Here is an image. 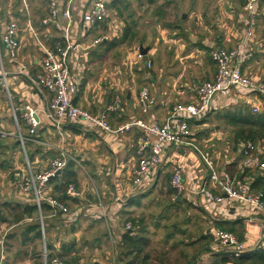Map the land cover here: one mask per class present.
<instances>
[{"label": "rangeland", "instance_id": "1", "mask_svg": "<svg viewBox=\"0 0 264 264\" xmlns=\"http://www.w3.org/2000/svg\"><path fill=\"white\" fill-rule=\"evenodd\" d=\"M24 1H27V7L32 15V24L39 33L42 34L43 40L47 43H51L52 39L57 37V34L51 30V33L46 37L47 32L45 28L42 27L40 21L46 11L49 10L50 0H21V2L19 0H0V22H5V20L8 22L9 17L7 19V13L11 11L15 14L22 8ZM152 1L153 2L150 3V0H126L125 4L122 5L123 9L127 7V9L123 10L125 15L122 19H120L118 14L109 7L110 17L116 19L118 22L125 23V21H128L127 17L133 14L134 19L138 21V36L132 45H121L105 59L106 61H104L103 64L94 66V70L92 69V72H89V85L85 87L82 95L88 97L90 100L89 103L98 105L100 96L103 100H106V102L103 103H109L111 101L109 98L114 95V90H121L118 86H113L111 88L110 81L113 82L112 78L120 77L122 79H129L132 74L131 71L133 72L129 63H131L135 52L139 48H147L148 46L155 48L151 58L153 66L150 71L152 74H156L157 77L159 75L162 80H166L170 73L173 72L170 65H174L173 67L176 69L174 73H178V75L172 77V79H179L183 75V71H179V68L183 67L185 64V66H190L192 74L190 76L187 74L184 75L181 80L188 83L190 81H195L194 84L199 85L203 81H206L205 73H210L213 69L209 64H205L206 60L209 59L208 53H196V56H192L189 50L186 52L184 50H182V52L179 51V47L182 43H186L187 47L191 48L190 42L186 39V35L192 33L196 37H209L211 35L210 32L213 31L212 25L215 22L222 24V21H224L225 24L232 25L236 30L241 29L238 21V14L241 13V0ZM205 14L206 16L204 17ZM183 15H186L185 20H181ZM199 22L201 26H198ZM26 24L28 23H26L25 18L21 19V24L18 21L19 28L22 31L20 37L24 36L22 33ZM215 25L217 24L215 23ZM169 26L172 27L169 28ZM250 44H253V48H251V54L254 57H252V62L255 61L252 67L255 71H253L254 74L252 75L258 76V79L254 77L251 78L264 83V5L260 8L258 13L256 35L254 41ZM31 48H33V52L37 50L32 46L29 37L26 36L21 46V53L24 58L27 59L29 57ZM239 48L236 46L233 50ZM256 48H259V53L254 51ZM1 52L3 61H5L7 66V62L4 60L5 52L3 48H1ZM34 54H36V51L33 55ZM20 59L22 60V56ZM124 63H128V67L124 66ZM196 63L198 64L195 65ZM118 67L123 72L121 75L118 74ZM199 68L203 70H199ZM150 71H146V73ZM0 76L2 77V79H0V84L2 83L1 85L3 87V91L0 92V183L2 184V180L12 176L17 169L23 168L26 162L25 151L22 145H16V140L20 141L18 136L20 132L25 138L27 133H29V129L28 126L23 124L20 127L17 121L18 117L13 114L12 105L14 104L16 108L22 109L23 115V112L29 104H27L26 101H19L20 98L13 91L23 80L21 76L18 80H13L12 87L10 86L12 101L7 92L4 76L3 74H0ZM196 87H192L193 89L195 88V91L193 90L194 94L196 92ZM123 91L126 94L127 87H124ZM96 96L97 99L95 100ZM238 102L240 101L234 102L232 105H236ZM251 109L253 110V108ZM263 110L264 105L261 104L260 112ZM222 111L223 110H219L211 114L207 120L208 124L206 127H199V129H206L203 135H201L202 145H204L206 149L214 145V149L217 151L216 155H222V159H217L215 161L218 168H221L222 164L224 165L226 156L233 157L236 144L237 146L243 144L235 143L234 135L231 133L232 128L227 127L225 123L220 122L216 118V115H218L217 113H221ZM139 135L142 138L141 134ZM87 136L95 138L89 141V144L94 143L90 150L92 155L89 157V160L88 157L85 156V153L88 152L87 150L79 152V159L82 161V164L83 162L91 163V166L84 165L78 170L81 184L79 189L84 192V196L80 199V207L84 208L83 214L85 215L87 214V209L91 208L90 205L96 206V211L103 206L107 208L106 215H100L101 218H96L95 216H98V214L94 212L90 215L88 214V216H82L77 223L71 226H66L63 219H54L48 216V219H46V224L49 223V225L47 224L46 244L43 238L29 246L22 245V236L26 225L32 223V219L25 220L20 224L9 222L2 225L0 231L2 235L6 236L8 239L7 256L10 264H44V247L50 242L58 248H60L63 243H75V250L77 252V256L75 257L78 259V261L75 262L76 264H114V258L117 264H130V261H132L131 264H184L179 258L181 244L178 245L175 243H185V240L191 241L194 238L193 236L198 234L196 232V224H194L196 220H194V218L196 216L194 215L195 211H193V209L201 210L198 205L203 208L206 207L213 212L214 217L221 216L222 214H229L226 208H219L215 203L210 202L205 197L199 198L201 204L198 203V205L173 203L169 195L167 175L170 174L167 171L166 173L168 174L164 176L158 185L136 198L140 202V206H133L130 208L131 210H123L129 201L124 197L123 192L126 188L124 182L126 176L124 174L131 169L134 164L133 162L128 164L123 169L124 171L120 173L121 179L119 183L121 184L122 190L120 194L122 197V208H118V212L116 213L117 210L113 209V206L116 204V199L109 193H114V191L117 192V187H115V185L118 184V181L115 182L113 189L110 177L106 176L108 168L112 169V172H114L113 175H115V169L118 168L114 166L116 159L113 160L114 162H110V164H108L110 160L105 161L106 158L111 159V153L106 148L107 144L92 133L84 132L83 138L77 142L78 149H84L83 144ZM60 138L56 135V138H54L50 144L57 145L61 147V149H64V151H67L69 144L72 142L66 139L63 140V138L61 140ZM204 138H210V141L204 143ZM256 145L258 147L257 155L260 160L264 162V140L256 143ZM37 150H39V148L36 146L32 148V152ZM41 152H43V150H41ZM43 155L45 161L37 164L35 166L36 168L34 167L36 171L44 170L48 162L53 160H51L48 155ZM59 156L60 154L58 153V157ZM215 157L214 155V158ZM198 163L201 165L200 159ZM106 164L109 166H106ZM241 164L242 163L238 165L239 168ZM198 169L199 168H196L195 165L192 166V174L195 179L201 175V171ZM92 174H94V176H90ZM258 174V171L252 173V175L255 176ZM145 182V186L151 185L152 176H149ZM190 186L195 189L197 185L192 180V185ZM4 189H6V193L8 191L6 184ZM98 193L100 194L101 201L97 199ZM14 198L6 196L0 197V205L9 201L14 203L17 201V199ZM197 200L198 198L195 199V203H197ZM73 207L74 206H72V208ZM242 209L243 211L233 216L238 218L244 217L245 214L248 213V210H250V207L244 205ZM133 219L136 223L132 222ZM128 222H132L134 226H136L134 227L135 230L132 229V231H134L133 235L149 239V247L143 250L141 254L134 253L132 255H127V252L123 250L122 231ZM180 231H184L185 233L181 234ZM171 235H174L175 238L168 239V236ZM136 256L138 258H135ZM145 256L148 258L146 261H143ZM132 259H135V261L133 262Z\"/></svg>", "mask_w": 264, "mask_h": 264}, {"label": "crops", "instance_id": "2", "mask_svg": "<svg viewBox=\"0 0 264 264\" xmlns=\"http://www.w3.org/2000/svg\"><path fill=\"white\" fill-rule=\"evenodd\" d=\"M54 1H57L59 5V12H60L59 26L58 27L42 26L45 28V31L47 32L46 37H48V34L51 33V30L57 34V37L53 38L51 43H47L46 41H44L42 38V34L39 33V31L32 24V15L29 11V8L27 7L28 6L27 1H24V4H23V6L25 7L22 6V8L19 11H17L15 14H13L11 11L7 13V19L9 17L8 22H6V20L5 22H2V23L0 22V29H1L0 37H3L7 26L11 23L12 20H15L17 23L19 21V23L21 24V19L25 18L26 23L28 24H26V26L24 27V30L22 33V35L24 36L20 37L21 46L23 44L25 37L28 36L32 42V46L37 49L35 50L36 54L33 55L35 51L33 52V48H31L30 55L27 59L23 57L21 53L22 51H20L18 63H16L17 64L16 65L15 63H12L11 60L9 59L6 48L5 46L1 44V38H0V66H1V71L7 74V77H6L7 92L10 96L11 101H12V91H11L10 86L12 87L13 80H18V78H20L21 75L15 74L18 72V70H20L23 66H25L28 69L29 73L33 76L41 72V60H42L41 48L36 43V40L33 39V37L31 36L30 31H29V26L31 25L32 27H34V29L39 33V40L42 43H44L46 46L55 47V45L58 43L64 44L65 40L63 36V29L67 25V20L64 19L63 12L69 6L72 10L73 22L76 23V26L74 24L71 29L72 40L73 42L76 43L75 51L71 53L72 70H73V73L78 77V82H79V90L75 96L76 105H79L80 107H83L93 113H99L106 109V107L114 100L115 96L122 97L127 106L126 113L123 116H118V115L111 116L112 126L114 128H117L121 126L122 124H125L129 121H133L136 119L143 120L146 123H154V122L163 123L169 117L170 113L172 112V109L177 104H193L197 101L196 92L194 94L195 88L193 89L192 87L193 86L196 87L198 84L195 85L194 84L195 81H190L188 83L186 81L181 80L184 77V75L187 74L190 76L192 74L190 66L188 67V66H185L184 64L185 67L183 66L179 68V71H183V75L179 79L177 78L172 79V77L177 76L178 73H174L175 72L174 70L176 69L173 67L174 65L172 66L170 65V68L172 67L171 70H173V72L170 73V75L167 77L166 80H162L161 76L158 75L157 77L156 74H152V72L150 71L152 68L151 69L147 68L148 62H151L153 64V62L151 61L152 60L151 58L154 54V49H155L153 47L148 46L147 48H143V47L139 48L135 52L131 63H129L131 66V69H133V72L131 71L132 74L129 79H126V78L122 79L120 77L113 76L114 77L112 78L113 82L110 81L111 88L113 86H118L120 87L121 90L119 89L114 90V95L111 98H109V100L111 99L109 103H103V102H106V100L105 99L103 100L101 96L98 99V102H99L98 105L89 103L90 100L88 99V97L82 96L85 87L89 85L88 84V78L90 74L89 72L90 71L92 72V69L94 68V66L103 64V62L106 61L105 59H107V57L113 51L117 50L121 45H124V44L119 45L116 49H114L112 52L107 54L105 58H99L98 55L102 54L104 49L103 47H99L100 44L94 45L93 42L96 38L102 35L108 36L109 42L115 39H120L123 36L124 28L127 25L126 24L127 21H125V23L118 22L116 19L110 17V14H109L108 18L106 19L104 23L100 25H95L93 27H86L84 26L82 19H83L84 13L87 12V10L89 9V5L92 0H50V4L48 7L49 10H50L52 2ZM123 1L126 2V0H123ZM118 7L122 9V5H119ZM243 7L241 5V13L238 14V21L241 26V29L236 30L232 25L225 24L224 21H222V24H219V22H215L217 25H215V23L212 25L213 31L210 32L211 35L209 37L208 36L196 37L192 33H189L188 35H186V39H188L187 41L190 42L191 48L190 47L188 48L186 43L185 44L182 43V45L179 47V51L182 52V50H184L186 52L187 50H189L190 55L192 56L194 55L196 56V53H202V52L208 53L209 59L206 60L205 64L206 63L209 64L211 68L213 69V71L210 73H205L206 80L214 79L216 75V71H217V69H215L216 66L214 65L210 57L211 52L217 48H225V49L233 50V48L236 46L238 48L244 46L243 52L245 53L244 56L240 58L239 60L240 62H238V64L240 65V67L242 68V70L244 71L246 75L252 78L254 77L255 79H258V76L256 77L252 75L254 74L253 71H255V69L252 68L255 62V61L252 62L253 55L251 54L252 53L251 48H253V44L244 42L245 13H244ZM112 9L118 14L117 9L115 8H112ZM49 10L46 11L45 15H43L40 21H42L45 18ZM124 15L125 14H123V16H120L118 14V17L122 19ZM131 15L133 14H130L129 17ZM205 16L206 14L204 15V17ZM129 17H127L128 21H130ZM185 18H186V15H183L181 20H185ZM41 25H42V22H41ZM198 26H201L200 22L198 23ZM170 27L172 26H169V28ZM49 44H51V46H49ZM125 44L126 45L129 44V42H126ZM132 44L133 43L129 45H132ZM1 48H3L5 52L4 60H6L7 66L5 64V61H3ZM141 49H144V50L149 49L147 55H144L142 52L143 50ZM254 51H256V53L260 52L259 48L254 49ZM138 55H142L143 60H140L138 58ZM247 55L249 56L247 57ZM21 56H22V60L20 59ZM197 64L198 63H196L195 65ZM124 66L128 67V63H124ZM199 70H203V69L199 68ZM146 71H150V72L146 73ZM121 73L123 72L119 68L118 74L121 75ZM21 77H22L21 79L23 80L20 82V85L17 88L13 89V91L20 98L19 101H26L27 104H29V106L27 107H32L33 109L37 110L39 121H40L37 131H42V133L39 136L40 139L34 140L33 144L30 146H25V141L29 139V138L27 139L25 138L32 137V135H29V133H27V136L24 138L21 132L18 134L19 138L23 137L24 139V143H22L21 140H20V143L25 151V156H26V162L24 164V167L20 169H26L28 167L27 164L29 163L30 167L32 168L34 172L39 173V172L44 171L51 161L48 162L44 170H39V171L35 170L36 168L35 166L37 164L45 161L43 154L48 155L51 158V160L52 159L54 160L58 157V153L60 154L62 151H64V149H61V147L50 144V142L54 138H56V135H57L59 138L61 137L60 138L61 140L63 138V140L66 139L72 142L71 144H69V148L67 149V151H65V153H67L69 157L71 158V160H73L76 163L75 169L77 171L78 181H79V187L77 190H79V192H82L79 189L81 187V184H80L78 170L79 168L81 169L82 166L84 165L91 166V163L83 162L82 164V161L79 159L80 157L79 152H84L85 150H87L88 152L85 153V156H87L89 160V157L92 155L90 150H91V147L94 145V143L89 144V141L93 140V138L95 137H92V136L86 137L85 142L83 144L84 149H78L77 142H79L83 138L84 132H88V133L94 134L97 138L102 139L107 144L106 148L111 153V159L106 158L105 160V161L110 160L108 164H110V162H114L113 160L116 159V162H114V166L118 168L115 169L116 171L115 175H113L114 172H112V169L110 168H108L106 171V176L110 177V180L113 185V189H114L115 182L118 181V184L115 185V187H117V192L114 191V193H109L110 195L111 194L113 195L114 199H116L117 197H121L120 194L122 190H121V184L119 183L121 179L120 173L124 171L123 169L128 164L132 162L134 163L131 169L126 174H124L126 176L125 181H124L126 188L123 190V192H124V197H126L129 201L127 205H125L126 207L123 210H127V209L131 210L130 209L131 207L133 206L136 207V205L133 204V203L139 202L138 199L136 198H138V196H141V194L147 193L152 188H154L156 185H158V183L162 181L164 176L167 175L168 173L170 174V175H167L169 195L173 203H176V204L189 203L192 205H198V203H200L199 199L197 200V203H195V197L191 195L187 196V198L183 197L182 199L174 201L173 191L170 190V180L172 177V170L176 165L183 166L185 174H186L185 181L188 184V186L192 185V180L194 181L196 185H201L205 181H207L208 185H210V181L208 177L209 172L203 166L202 162H201V165L200 163H198L200 156L196 151L189 150L187 148H184V149L168 148L165 158H164V163L158 169V171L154 172V174L152 175L151 185H149L145 191H140V192L133 191V170L138 165V151H139V144H140V135L138 133H135V131L126 132L123 134L96 133L94 131H91L85 128H79V127L77 128H79L81 133L76 134L72 130L66 129L69 127H76L74 125H66L61 130H57L55 127H52L51 125H49V123L45 121V119L43 118L42 110H43L45 103L42 100V96L38 93L37 94L34 93L31 90L30 86L28 85L27 80L24 79V76H21ZM124 87H127L126 94L123 91ZM144 87L149 88L150 94L152 98L154 99V104L148 113L142 112L138 107V97H139L140 91ZM96 99H97V96L95 97V100ZM237 101H240V102L236 103V105H232L234 104V102H237ZM239 104L246 105V106H249L250 108H253V106L255 105H259V106H261V104L264 105V101H262L260 98L256 96H249L247 94H244L240 90H234L229 95L219 96L215 100L214 107H213L211 114L216 113L219 110H223V111L217 114L218 115L223 114L226 110L230 108H234L238 106ZM12 111L15 116H17L16 115L17 112H20L21 114L18 117L20 116L22 117V109L16 108L14 104L12 105ZM211 114L209 115V117L211 116ZM218 115H216V118ZM209 117L207 118V120L209 119ZM188 120H189V125L192 129V132L194 134L192 140H194L198 149L201 152L208 153L214 161H216L217 159L219 160L222 159V155H218V156L216 155L217 151L214 149V145H211L207 149L205 148L204 145H202L201 135H203L206 129H199V127L201 126L202 128L203 126L206 127L208 124V121H206L204 124H201L191 119H188ZM219 121L222 122L221 120ZM197 130H200V131H197ZM209 139L210 138L208 139L204 138L203 140L204 143L209 142L210 141ZM17 141L19 140H16V142ZM34 146L38 147L39 150L32 152V148ZM41 150H43L44 153L41 152ZM240 150H241V147L234 149L233 157L226 156L224 165L222 164V167L221 168L219 167V169L229 172L232 176L233 175L237 176V174L240 171L239 170L240 168L238 167V165L242 163L243 161V158L241 157V154H240ZM28 151L33 153L35 157L34 162L30 163ZM214 155L216 156L215 158H214ZM108 164H106V166ZM193 165H195V167L199 168L198 170L201 171V175H199L198 173L199 177L197 179H195L194 175L192 174ZM166 171L168 173H166ZM90 176H94V174ZM5 184H6V188L8 189L6 193H5L6 189H4ZM82 194L84 196V192H82ZM49 195L54 196V197L56 196L58 199L60 197L58 195H54L52 192V189L49 190ZM5 196L13 197V198L15 197L17 199L16 202H19L23 205H33L34 203L33 197L24 196L19 193V189L17 185H15L14 183L13 175L6 178L5 180H2V184L0 183V197H5ZM97 199L101 201L100 194L97 195ZM130 201H131V206H130ZM64 202H66V204L68 205L71 213L81 214L82 216L84 215L83 214L84 208L80 207V200H78L77 202H73V200H67ZM9 203H13V202L9 201ZM72 206L74 207L72 208ZM90 206L91 208L87 209V213L97 212L96 214L100 216L103 213L102 211L103 209L106 215L107 208H104L102 206L100 209L98 208V210L96 211L97 209L96 206H92V205ZM198 207L201 210L193 209V211H195L194 215L196 216L194 218V220L196 219L194 224H196V232L198 234L196 236L194 235L193 236L194 238L191 241L185 240V243H175L178 245L181 244V250L179 251V258L181 259V261H183L184 264H214L216 261L213 258L221 255V253L223 254L224 252H226V249L219 247L216 241L215 235H214V232L216 229H221L215 226V223L219 221H224L227 224H230L229 227L234 226L236 234L235 233L233 234L237 236L239 241L243 243L244 246L246 245L245 246L246 251L254 250L258 246L264 244V223L262 221L261 216L257 214H253V213L252 215L250 213H246L244 217L238 218L233 215L237 214L238 212L242 210L240 208L235 207L232 209H228L229 211L228 215L222 214L221 216L214 217L213 213H209L202 206L198 205ZM118 208H122V203L117 202L116 200V204L113 206V209L117 210L116 213L118 212ZM194 208H197V207H194ZM45 216L46 217H44V215H42V217L39 216V222L43 220L44 225H45V219H48V216L54 219L55 218L63 219L64 220L63 222L66 226H71L77 223L79 219L81 218V217L72 218V217H67V216L64 217L65 215L62 217L61 214H58L55 216L53 214L52 209H50V214L47 215L45 213ZM122 232H123L122 234H125L124 231ZM180 233L184 234L185 232L180 231ZM129 234L133 235L132 232H130ZM45 238H46V235H45ZM174 238H175L174 235L168 236V239H174ZM173 246H174V243H173ZM7 250H8V239L6 236H3L0 231V264H10L8 261ZM147 258L148 257L145 256V259H143V261H146ZM132 260L133 262L135 261V259H132ZM113 261L115 264H117L115 258L113 259ZM131 263L132 261H130V264Z\"/></svg>", "mask_w": 264, "mask_h": 264}, {"label": "built area", "instance_id": "3", "mask_svg": "<svg viewBox=\"0 0 264 264\" xmlns=\"http://www.w3.org/2000/svg\"><path fill=\"white\" fill-rule=\"evenodd\" d=\"M261 1L245 0L243 7L245 13V43L254 41L258 24L257 8ZM107 2L108 0L91 1L89 9L83 15L84 26L93 27L106 21L108 17ZM63 17L67 20V25L63 29L65 43H58L55 47H48L42 43L39 40V33L34 27L29 26L31 36L36 40L43 53L41 72L33 76L23 66L15 73L24 76L31 90L42 96V100L45 103L42 110L45 121L57 130H61L66 125H74L96 133L123 134L135 131V133L141 134L138 165L133 170V191L137 192L147 189L148 186H145L146 179L162 166L168 148L194 150L199 154L203 166L209 172L210 185L205 181L203 184L197 185L195 189L188 186L185 181L186 174L183 166L176 165L172 170L170 180L173 200L177 201L183 197L187 198L189 195L195 197V199L205 197L219 208L223 207L227 210L237 207L243 211L242 207L248 205L250 207L248 213L261 216L264 223V196L262 193L252 190L253 176L246 175L243 178H239L238 175L232 176L229 172L220 170L212 157L208 153L201 152L194 140H192L194 134L188 120L191 119L198 123L205 120L211 114L215 100L219 96L229 95L234 90H240L244 94L264 100V83L246 75L238 64L240 58L245 54L243 52L244 46L237 50L217 48L212 51L211 59L217 69L214 79L206 80L199 84L196 87L197 101L193 104H177L165 122L146 123L143 120L136 119L114 128L111 123V116H123L126 113L127 106L122 97L115 96L106 109L99 113H93L75 103L79 82L78 77L72 70L71 53L75 51L76 43L73 42L71 37V29L75 22H73L70 6L63 12ZM59 18V5L57 1H54L48 14L42 20V25L45 27H58ZM20 32L18 23L12 20L1 40L9 59L15 64L18 63L21 51ZM108 40V36L102 35L96 38L93 43L98 45ZM138 58L143 60L142 55H138ZM147 68H152L151 62L147 63ZM0 74H3L7 85V74L3 71ZM153 104L154 99L150 94L149 88H142L138 97L139 109L144 113H148ZM253 111L254 113L260 112V106H253ZM22 117L28 126L29 135L36 134L40 124L37 110L32 107H26ZM20 140L24 143L23 137H20ZM240 147V154L243 158L239 169L241 174L243 175V170L245 169L264 173V162L257 155V145L252 141H247ZM70 159L69 155L62 151L60 156L52 160L42 172H34L28 163L26 169H19L13 174L14 183L18 187L19 193L34 198L33 201L39 210L40 217H42V207L45 204L53 210L55 216L58 214L72 218L81 216V214L71 213L66 202L49 195L48 185L50 180L56 178L67 168ZM66 194L69 198L81 199L83 197L82 192H79L74 185L68 188ZM116 200L121 202L122 197H117ZM204 209L209 213H213L206 207ZM102 211V216H105V211L103 209ZM40 224L45 243L46 233L43 220L40 221ZM132 229L134 230L133 223L128 222L124 226L123 231L132 232ZM214 235L219 247L226 249V251L234 252L237 256L246 252L244 244L233 233L216 229ZM261 246L264 247V244ZM48 257L49 253L47 245H45L44 264H68L58 257L48 261Z\"/></svg>", "mask_w": 264, "mask_h": 264}, {"label": "trees", "instance_id": "4", "mask_svg": "<svg viewBox=\"0 0 264 264\" xmlns=\"http://www.w3.org/2000/svg\"><path fill=\"white\" fill-rule=\"evenodd\" d=\"M19 1L21 2V0ZM152 2L153 1L150 0V3ZM124 3L125 2L123 0H108L107 2L108 16H109V7L117 9L118 14L120 16H123L124 14L123 10L127 9V7L121 9L118 6L124 5ZM241 5L242 7L245 5V0H241ZM263 5H264V0L260 2L257 8V14L259 13L260 8L263 7ZM129 20L130 21H127L126 23L127 25L124 28L123 36L120 39H115L110 42L105 41L99 45V47H103L104 49L103 53L98 55L99 58H105L107 54L112 52L121 44H125L126 42H129V44H131L136 41L138 35V21L134 19L133 15L129 17ZM0 38L2 40V37ZM49 46H51V44H49ZM41 54L43 57L42 51ZM0 79H2L1 76ZM24 79L26 78L24 77ZM2 90L3 87L0 84V91ZM207 118L199 123L204 124L207 121ZM217 118L222 122H224L227 127L232 128L231 133L234 135L235 143L242 144L247 141H252L253 143L256 144L264 140V110L262 112L254 113V111L249 106L239 105L234 108H230L226 110L223 114H219ZM24 122L25 121H23L21 116L18 117V123L20 127L22 126V124L27 126L26 122L25 123ZM66 129L72 130L76 134L81 133V131L77 127H69ZM41 133L42 131H37L36 134L32 135V137H26L25 139L27 138L29 139L25 141V146H30L33 144L34 140L37 139L39 140L40 139L39 136L41 135ZM16 145L21 146L20 141H17ZM240 146L239 145L237 146L236 144L235 149L240 148ZM28 156L30 162H34L35 157L33 153L28 151ZM75 168H76V163L70 159L67 168L64 171H62L56 178L51 179L49 182L48 189L49 190L52 189L53 194L60 196L59 199L62 201L73 200V202H77L78 200H80L75 198H69L66 194L68 188L71 185H74L76 189H78L79 187L78 174ZM256 171L257 170L245 169L243 170V175L241 174L240 171L237 175L239 176V178H243L246 175L253 176V184L251 186L252 190L255 192L262 193L264 196V173H260L258 171L259 172L258 175L256 176L252 175V173ZM133 204H135L136 206H140L139 202ZM130 206H131V201H130ZM42 209H43L42 215H44V217H46L45 213L47 215L50 214L51 208L48 205L46 204L43 205ZM92 213H87L83 216H88V214L90 215ZM39 216H40L39 210L34 203L33 205H23L19 202H14V203L5 202L0 205V228L2 225L9 222H12L13 224H20L25 220L32 219V223L26 225L22 236V245L29 246L30 244L40 241L43 238L41 224L39 222ZM80 217H82V215ZM95 217L101 218L100 216H95ZM132 222L136 223L134 219L132 220ZM47 224L45 219V233L47 232V228H48ZM215 226L221 228V230L224 231L226 230L230 233L236 234L234 226L229 227L230 224H227L224 221L216 222ZM133 232L134 231H132V233ZM129 233L130 231H127L122 236L123 250L127 252V255H132L134 253L141 254L143 250H145L149 246V239L144 237H138L137 235H132ZM75 248H76L75 243H63L58 250L57 246H55L53 243L51 242L47 243V251L49 253L48 261H50L55 257H58L61 260L67 262L68 264H76L75 262H77L78 259L74 257L75 255H77ZM135 258H137V256ZM213 259L216 261L214 264H264V247L260 245L254 250L241 253L239 256L224 255L221 253V255L216 256Z\"/></svg>", "mask_w": 264, "mask_h": 264}, {"label": "water", "instance_id": "5", "mask_svg": "<svg viewBox=\"0 0 264 264\" xmlns=\"http://www.w3.org/2000/svg\"><path fill=\"white\" fill-rule=\"evenodd\" d=\"M183 18H184V17H183ZM141 50H143L142 52H143L144 55H147V53H148V51H149V49H146V50L141 49ZM20 114H21L20 112H17V114H16L17 116H16V117H18ZM223 254H224V255H230V256H237L234 252H231V251H226V252H224Z\"/></svg>", "mask_w": 264, "mask_h": 264}]
</instances>
